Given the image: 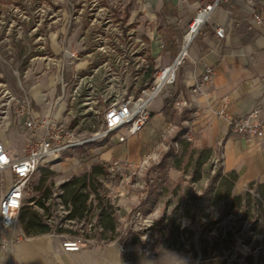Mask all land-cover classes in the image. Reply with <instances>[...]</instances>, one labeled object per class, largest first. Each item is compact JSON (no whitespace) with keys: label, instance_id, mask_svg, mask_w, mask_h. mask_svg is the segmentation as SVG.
Returning <instances> with one entry per match:
<instances>
[{"label":"rangeland","instance_id":"rangeland-1","mask_svg":"<svg viewBox=\"0 0 264 264\" xmlns=\"http://www.w3.org/2000/svg\"><path fill=\"white\" fill-rule=\"evenodd\" d=\"M136 9H147L144 0L141 7L136 0H0V141L21 153L26 132L24 118L17 115V110L29 98L28 91L33 92L38 84L43 88L55 82L70 86L80 39L83 52L96 49L97 60L111 59L98 48L108 42L95 39L113 28L103 17ZM136 22L141 23V29L132 32L143 35L154 24L144 17ZM142 41L139 67L97 69L100 76L111 78L104 92L106 100L139 90L149 64L148 43L144 38ZM134 70H138L135 83ZM65 96H71L67 88ZM88 134L81 130L75 136ZM184 134L183 123H171L143 150L145 160L131 165L104 160L100 152H88L90 146L68 148L38 165L27 182L23 203L34 206L30 198L36 193L31 186L39 178L57 191L68 178L96 165L101 169L95 179L100 198L91 192L85 216L69 219L67 207L54 193L47 218L51 233L62 238L65 234H82L115 240L125 249L141 252L174 250L187 264H264V200L258 187L247 185L235 192V182L223 171L220 159L190 140L186 144ZM81 155L87 156L86 161L70 160ZM158 218H162L161 224L155 222ZM169 218L178 226L173 234L163 227ZM58 226L68 231L56 233Z\"/></svg>","mask_w":264,"mask_h":264},{"label":"crops","instance_id":"crops-1","mask_svg":"<svg viewBox=\"0 0 264 264\" xmlns=\"http://www.w3.org/2000/svg\"><path fill=\"white\" fill-rule=\"evenodd\" d=\"M209 0H144L146 10L118 11L126 28L136 31L144 17L154 20L149 32L134 34L148 43L153 68L165 65L176 55L182 26L195 15L193 2ZM139 7L142 0H136ZM114 14V13H112ZM224 28V38L214 35L213 25ZM160 41L164 45L160 46ZM78 55L74 61V76L69 86L55 82L46 88L38 84L28 91L32 114L42 116L49 106L54 107L53 118L71 131L91 132L101 120V107L108 83L97 73L102 67L95 51L83 52L82 40L76 43ZM206 66L213 67L211 82L190 96L188 88ZM78 73H93L92 94L87 99L73 96L74 79ZM71 96H65V90ZM45 91V92H43ZM183 93L196 107L197 115L191 129V139L198 148H209L220 159L224 172H235L234 191L249 184L264 185V136L245 137L229 134L228 116H241L257 108L264 130V0H225L212 12L190 43L189 55L176 71L175 80L150 104L151 116L144 127L125 142L106 141L79 145L88 152L101 153L104 160L116 159L124 164L143 162V150L156 142L174 122L183 123L191 117L189 108L175 110L172 101ZM223 109V114L215 113ZM97 120V122H95ZM186 131V127H185ZM25 134V133H24ZM26 136L21 139L22 149ZM5 147L16 155L22 154L8 142ZM91 155H89L90 157ZM87 156H72L73 162L86 161ZM140 162V163H141ZM77 175V174H76ZM8 176L6 186L8 185ZM23 204V202H22ZM62 236L47 232L27 236L19 222L0 234V264H187L174 250L155 251L151 255L132 248L125 249L117 241L90 237L87 245L76 251H65Z\"/></svg>","mask_w":264,"mask_h":264},{"label":"built area","instance_id":"built-area-1","mask_svg":"<svg viewBox=\"0 0 264 264\" xmlns=\"http://www.w3.org/2000/svg\"><path fill=\"white\" fill-rule=\"evenodd\" d=\"M225 0H209L206 2H193L196 10L195 15L182 26L179 36L172 38L178 44V51L169 63L153 68L151 81L139 89L136 94H125L112 101L103 99L101 107V120L86 137H76L71 131L53 118L54 107L49 106L42 116H34L31 104L25 99L17 115L22 116L23 127L26 132V142L21 155H16L8 150L0 141V234L8 227L18 223V212L23 202L27 182L43 160H52L63 151L82 144L93 142L111 141L116 143L125 142L129 137L137 134L146 124L151 116L150 104L162 92L167 85L175 80L178 67L189 55L190 43L201 26L211 19L213 10ZM103 17L106 24L113 25L112 30L105 31L103 35L97 34L95 39L107 41L106 46H100L103 54L112 58L100 59L102 67L114 66L126 69L129 66L139 67L142 58L143 41L134 38L130 28L125 27L122 14L107 13ZM115 15V16H114ZM115 21H112V19ZM214 35L224 38V28L215 23L213 25ZM164 45L160 41V46ZM138 70H134L132 81L135 83ZM213 76V67H204L197 75L195 81L189 86L190 96L203 92ZM93 73H86L74 79L73 96L81 95L87 100L92 94ZM102 78L109 84L110 77L102 74ZM172 107L181 110L186 107L191 110V117L186 120V131L184 137L191 139V129L194 124L197 108L193 107L191 100L183 93H178L173 101ZM215 113L223 114L224 110H216ZM229 134L262 138L264 136L263 121L259 117L257 108L241 116H228ZM7 176L9 183L6 186ZM61 246L65 251H76L87 245L90 237L82 234H65ZM146 254H152L150 250Z\"/></svg>","mask_w":264,"mask_h":264},{"label":"trees","instance_id":"trees-1","mask_svg":"<svg viewBox=\"0 0 264 264\" xmlns=\"http://www.w3.org/2000/svg\"><path fill=\"white\" fill-rule=\"evenodd\" d=\"M149 64L145 70L143 78L139 82V89L146 86L152 79L153 64L150 56H147ZM184 141L188 140L184 138ZM209 153L211 149L206 148ZM100 168L96 165H92L90 169L79 175H73L66 181L61 183L57 187V191H54L52 184L46 182L43 178H39L36 183L31 186V190L36 194L30 198L34 206L28 207L24 203L21 205L18 212V222L27 236H33L41 233H47L51 231V226L47 220L51 204L49 200L52 198L54 193H57L61 199V203L64 204L68 209L67 218L69 219H81L85 216L87 210V199L90 193L93 192L97 199L100 198L98 194V187L96 182V176L100 173ZM232 176V181L235 182L237 175L235 172H228ZM249 184L248 186H252ZM259 190L260 199L264 200V185L257 186ZM237 196V195H236ZM191 218L194 217V210L190 211ZM156 223L161 224L162 218H158ZM163 227L167 229L170 234H173L178 226L174 223L172 218H169ZM113 230V227H110ZM68 229L62 228L61 226L55 227L56 233H65ZM90 237V236H86ZM110 239V238H109Z\"/></svg>","mask_w":264,"mask_h":264}]
</instances>
